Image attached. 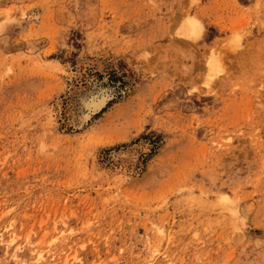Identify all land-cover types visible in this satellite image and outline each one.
<instances>
[{"label": "rangeland", "instance_id": "rangeland-1", "mask_svg": "<svg viewBox=\"0 0 264 264\" xmlns=\"http://www.w3.org/2000/svg\"><path fill=\"white\" fill-rule=\"evenodd\" d=\"M0 264H264V0H0Z\"/></svg>", "mask_w": 264, "mask_h": 264}]
</instances>
